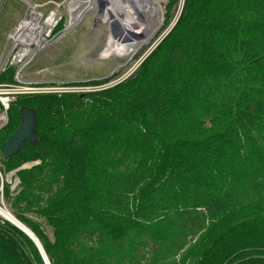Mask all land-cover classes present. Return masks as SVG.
I'll return each instance as SVG.
<instances>
[{
	"label": "trees",
	"instance_id": "trees-1",
	"mask_svg": "<svg viewBox=\"0 0 264 264\" xmlns=\"http://www.w3.org/2000/svg\"><path fill=\"white\" fill-rule=\"evenodd\" d=\"M18 107L38 142L4 163L27 164L11 205L50 264H264V0H184L125 80L20 95L0 145ZM7 223L0 264H44ZM247 246L261 253L241 260Z\"/></svg>",
	"mask_w": 264,
	"mask_h": 264
},
{
	"label": "rangeland",
	"instance_id": "rangeland-1",
	"mask_svg": "<svg viewBox=\"0 0 264 264\" xmlns=\"http://www.w3.org/2000/svg\"><path fill=\"white\" fill-rule=\"evenodd\" d=\"M50 1L60 3L61 10L66 12L67 0H27V2L36 5H44L45 8L49 7L47 3ZM120 2L125 6V1L123 3V1L120 0ZM183 3L184 0H163L161 2L163 11L161 12L160 7H158L156 3L152 0H147L145 3L146 10L151 16L156 17L158 22H160V25L155 32L138 47H135V49L124 55L114 53L107 56H101L100 54H102L101 52L104 50L105 43L108 42L110 38H113V42L110 41V44L112 47L115 46V52L116 50L122 49L124 45L126 47L132 46L133 44L129 41L134 39L133 34H135L136 28H138L140 24L138 22L132 25L128 24V29L123 28L117 12L112 6V0H94L90 9L83 14L69 34L36 56L31 65L26 69L28 73L26 79L29 82L32 81L33 86H62L72 88V92L65 93L73 94H86L118 84L132 75L138 65L143 62L147 55L170 31L181 13ZM24 6L25 4L23 3V0H0V54L6 44L5 34L10 27L8 26V23L15 16H18L19 12H22ZM119 7H121V4H119ZM128 12L130 13L129 9ZM111 15L116 21L118 20V26L113 27L110 23ZM117 27L120 29L118 35L117 33L119 29ZM124 36H128L129 39H123ZM126 42L129 44L127 45ZM37 70H42V73L37 74ZM91 89L92 91L84 92ZM9 210L13 216L19 220L17 218L18 213L16 209L9 206ZM24 216L31 221H40L45 234L51 239V229L44 225L42 219L32 213L25 212ZM5 221L8 222L7 224L11 227L17 228L11 222L7 220ZM25 226L30 229L27 225ZM194 240L195 238L192 239V242ZM245 248L246 249H241L239 251L241 260L261 253L257 250L250 249V246ZM146 258L147 257L145 256V260ZM173 260H177L175 261V264H190L191 262H189V259H186V261L181 263L179 261V254L176 255ZM141 264H144V260H141Z\"/></svg>",
	"mask_w": 264,
	"mask_h": 264
},
{
	"label": "built area",
	"instance_id": "built-area-1",
	"mask_svg": "<svg viewBox=\"0 0 264 264\" xmlns=\"http://www.w3.org/2000/svg\"><path fill=\"white\" fill-rule=\"evenodd\" d=\"M23 3L24 16L6 34V44L0 54V75L12 70L11 81H0V130L7 125L8 111L20 95L72 92V88L62 86H33L32 81L26 79V69L37 55L69 34L80 19L75 21V10L70 15L68 7L63 12L60 3L51 2L48 8L27 0H23ZM75 8L81 10L83 15L90 6L84 7L81 4L78 7L75 5ZM36 73L40 74L42 70H37ZM87 91L92 89L84 92ZM5 161L0 152V224L5 220L9 221L7 215L14 217L9 206H12V200L19 191L18 171L27 167V164H22L18 168H7Z\"/></svg>",
	"mask_w": 264,
	"mask_h": 264
},
{
	"label": "bare ground",
	"instance_id": "bare-ground-1",
	"mask_svg": "<svg viewBox=\"0 0 264 264\" xmlns=\"http://www.w3.org/2000/svg\"><path fill=\"white\" fill-rule=\"evenodd\" d=\"M93 1L94 0H68L67 2L68 13L72 15L73 10H75V13H74L75 21H78L83 15L81 13V10L79 9L76 10L75 5H77L78 7L82 4L84 7H89L92 5ZM121 1H123V3L125 1L124 3L125 6L120 2V0H112V6L115 8L117 12L121 26L125 29H128V24L132 25V24H136L137 22L140 24L139 27L136 28V32H135L136 35L133 34L134 39L132 41H129L133 45L128 46V47L124 45L122 49L118 48L119 50H116L115 52V46L112 47L110 44L111 42H113L112 41L113 38H110V40H108V42L105 43L106 45L104 47L103 52H101L102 54H100L101 56H107L109 54H114V53L118 55L120 54L124 55L128 53L129 51H132L133 49H135V47H138L142 42L147 40L155 32L157 27L160 25V22H158L156 17L151 16L149 12L146 10L145 3L147 2V0H121ZM152 1L156 3L158 7H160V10L162 12L163 7L161 5V2L163 0H152ZM119 4H121V7H119ZM128 9L130 10V13L128 12ZM119 33H120V30H118L117 35ZM128 44L129 43H127V45ZM7 217L10 222L16 223L15 222L16 219H14V217L9 216V215H7Z\"/></svg>",
	"mask_w": 264,
	"mask_h": 264
},
{
	"label": "water",
	"instance_id": "water-1",
	"mask_svg": "<svg viewBox=\"0 0 264 264\" xmlns=\"http://www.w3.org/2000/svg\"><path fill=\"white\" fill-rule=\"evenodd\" d=\"M110 23L112 26H118L117 21L111 15ZM174 25V24H173ZM118 28V27H117ZM119 29V28H118ZM117 29V30H118ZM120 30V29H119ZM123 39H129L128 36H124ZM124 40V41H125ZM19 124L14 132L0 145V152L3 160H7L10 156L18 153L21 145L24 142H28L30 145H35L38 142V136L36 135V121L35 111L32 108L18 107ZM14 219H16L14 217ZM16 223L11 222L22 232H24L35 244L45 264H50L45 251L36 235L27 228L19 220H15Z\"/></svg>",
	"mask_w": 264,
	"mask_h": 264
},
{
	"label": "crops",
	"instance_id": "crops-1",
	"mask_svg": "<svg viewBox=\"0 0 264 264\" xmlns=\"http://www.w3.org/2000/svg\"><path fill=\"white\" fill-rule=\"evenodd\" d=\"M51 3L48 2L47 5L49 6V4ZM46 5V4H45ZM25 13V6L22 8V12H19L18 16H15L11 21H9L8 26H10L6 32V34L21 20V18L24 16ZM6 34H5V38H6Z\"/></svg>",
	"mask_w": 264,
	"mask_h": 264
},
{
	"label": "flooded vegetation",
	"instance_id": "flooded-vegetation-1",
	"mask_svg": "<svg viewBox=\"0 0 264 264\" xmlns=\"http://www.w3.org/2000/svg\"><path fill=\"white\" fill-rule=\"evenodd\" d=\"M63 25V24H62Z\"/></svg>",
	"mask_w": 264,
	"mask_h": 264
}]
</instances>
